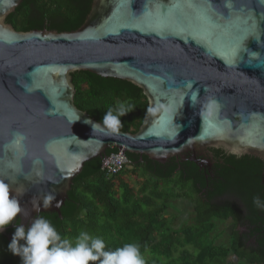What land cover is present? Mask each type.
Listing matches in <instances>:
<instances>
[{
    "label": "water",
    "instance_id": "obj_1",
    "mask_svg": "<svg viewBox=\"0 0 264 264\" xmlns=\"http://www.w3.org/2000/svg\"><path fill=\"white\" fill-rule=\"evenodd\" d=\"M21 2L0 0V179L23 193L25 227L41 213L61 217L74 178L96 157L102 166L112 154L129 160L126 152L196 162L214 148L264 163V0H93L69 32L16 30L6 18ZM82 70L143 90L136 133H93L85 121L97 120L74 102L72 73ZM208 97L220 105L212 121L201 116ZM17 130L28 136L23 158L3 147ZM112 146L119 151L106 154Z\"/></svg>",
    "mask_w": 264,
    "mask_h": 264
},
{
    "label": "trees",
    "instance_id": "obj_2",
    "mask_svg": "<svg viewBox=\"0 0 264 264\" xmlns=\"http://www.w3.org/2000/svg\"><path fill=\"white\" fill-rule=\"evenodd\" d=\"M93 0H22L6 18L18 31L56 30L74 31L85 21ZM75 86L74 102L100 122L104 113L118 104L129 110L121 118L120 130L136 133L146 116L148 101L143 90L132 83L112 77H102L89 71L72 73ZM109 147L106 154L118 152ZM217 156H228L240 171L243 198L251 207L253 196L247 181L252 169L259 175L264 163L257 157L228 155L222 150H213ZM131 161L119 174L106 179L102 171L101 157L87 161L82 171L74 178L68 198L61 207V217L55 212H45L46 217L62 238L74 239L81 230H87L106 242V250H115L125 243L140 245L146 264H264V253L256 254L245 247L236 226L225 240L217 242L216 220L235 218L230 209L220 208L200 196V187L205 186L204 176L190 161L172 157L164 163L156 162L138 154L126 152ZM229 170H215L218 181L227 178ZM233 173V172H232ZM230 173V174H232ZM145 175L146 180L136 190L130 186L125 175ZM233 178V177H232ZM236 182V178H233ZM214 193H222L235 184L216 183ZM249 191V192H248ZM186 200L194 208V222L180 227L173 226V216L164 213L173 200ZM18 219V218H17ZM19 220V219H18ZM14 224V225H13ZM0 233L7 245L11 242L15 222ZM232 231L231 234H229ZM254 233V232H253ZM251 233V234H253ZM0 264H22L20 257L10 251L0 258Z\"/></svg>",
    "mask_w": 264,
    "mask_h": 264
},
{
    "label": "clouds",
    "instance_id": "obj_3",
    "mask_svg": "<svg viewBox=\"0 0 264 264\" xmlns=\"http://www.w3.org/2000/svg\"><path fill=\"white\" fill-rule=\"evenodd\" d=\"M199 94V89H196L189 98L193 107L199 102ZM219 109L218 101L208 97L201 108V116L206 121H212L217 117ZM128 110L121 103L110 107L100 122L90 119L85 122L91 124L93 133L100 129L108 135L116 134L121 128V118ZM27 141V134L17 130L3 147L14 156L23 158L27 155ZM231 153L239 154L235 148L231 149ZM22 194L16 191L13 194L10 183L0 179V233L15 222V231L7 247L13 255L20 257L22 264H146L140 245L136 243H125L115 250H106L104 239L87 230H81L74 239L62 238L44 216L35 217L30 226L25 227L17 219L24 211L19 199ZM54 199L53 194L46 195L44 206L49 207ZM253 204L264 209V202L259 196L253 197ZM56 206L59 207V202Z\"/></svg>",
    "mask_w": 264,
    "mask_h": 264
},
{
    "label": "flooded vegetation",
    "instance_id": "obj_4",
    "mask_svg": "<svg viewBox=\"0 0 264 264\" xmlns=\"http://www.w3.org/2000/svg\"><path fill=\"white\" fill-rule=\"evenodd\" d=\"M213 150L214 148H207L201 152H198L196 155V162L188 160L191 154H187L185 158L181 157V161H190L194 163L198 167L199 172L202 174V176H204L205 186L202 188L200 187L201 191L199 193L204 200L211 202L213 205L217 206V209L228 208L236 213L235 218L232 217L225 220H216V225L218 226L220 224H223L230 227L231 230L234 226H236L239 235L241 236L243 241H245L244 245L246 248L254 250L256 254L264 253V209L257 208L256 206L253 208L251 207L252 205H249L246 202V200L243 198V190L237 187L242 184V182H244L240 179L242 176L240 178L236 177L238 176L240 171L236 170V167L229 162L231 160L228 156H217ZM237 157L239 158L242 156ZM215 170H229L230 173H233H229L228 176H226L227 178H221V181H218L215 180L216 178L214 177L216 176ZM263 174L264 168L261 175L258 174L256 168H253L251 175L247 176L249 177L247 184L250 188V194L253 197L259 196L262 202H264ZM232 177L236 178V182H234ZM214 181H216V183L230 185L235 184L237 188H228L222 193H214V195L211 197V193H213L214 191V187H212L215 183ZM4 231L3 232L6 233L7 229H5ZM232 231L229 234H231ZM12 236L13 235H8L7 237H10L11 239Z\"/></svg>",
    "mask_w": 264,
    "mask_h": 264
},
{
    "label": "rangeland",
    "instance_id": "obj_5",
    "mask_svg": "<svg viewBox=\"0 0 264 264\" xmlns=\"http://www.w3.org/2000/svg\"><path fill=\"white\" fill-rule=\"evenodd\" d=\"M125 179L129 182L130 186L134 189L138 190L143 182L146 180L145 175L134 176V175H125ZM166 216H173V226L180 227L187 223L194 222V213H193V206L186 202V200H173L171 201V207L164 213ZM231 230L230 227L220 224L217 226L216 234L219 235L217 238V242L221 240H225L226 236L224 233L229 232ZM8 245L0 239V258L6 255L8 251Z\"/></svg>",
    "mask_w": 264,
    "mask_h": 264
},
{
    "label": "built area",
    "instance_id": "obj_6",
    "mask_svg": "<svg viewBox=\"0 0 264 264\" xmlns=\"http://www.w3.org/2000/svg\"><path fill=\"white\" fill-rule=\"evenodd\" d=\"M131 161L123 160V156L120 154H112L109 160L104 163V166L107 168V171H105V167L102 166V171L106 177V179H109L117 174H119L127 165H129Z\"/></svg>",
    "mask_w": 264,
    "mask_h": 264
}]
</instances>
